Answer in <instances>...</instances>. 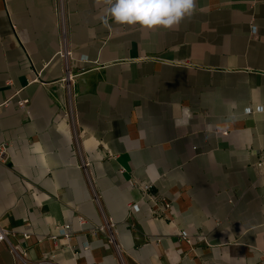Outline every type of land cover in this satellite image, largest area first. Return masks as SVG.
I'll return each mask as SVG.
<instances>
[{"label": "crops", "instance_id": "0c3cea01", "mask_svg": "<svg viewBox=\"0 0 264 264\" xmlns=\"http://www.w3.org/2000/svg\"><path fill=\"white\" fill-rule=\"evenodd\" d=\"M65 6L67 61L54 0H0V226L17 249L0 264H264V0H197L171 30Z\"/></svg>", "mask_w": 264, "mask_h": 264}, {"label": "clouds", "instance_id": "9594fccd", "mask_svg": "<svg viewBox=\"0 0 264 264\" xmlns=\"http://www.w3.org/2000/svg\"><path fill=\"white\" fill-rule=\"evenodd\" d=\"M103 4L100 21L108 26L109 19L119 25L139 26L152 30H171L185 18H191L197 7V0H96ZM86 59V57H82Z\"/></svg>", "mask_w": 264, "mask_h": 264}, {"label": "built area", "instance_id": "2783aa9c", "mask_svg": "<svg viewBox=\"0 0 264 264\" xmlns=\"http://www.w3.org/2000/svg\"><path fill=\"white\" fill-rule=\"evenodd\" d=\"M53 9H54V12L56 15L57 26L59 29L60 40H61V49L58 51V55L61 59H63L64 61H67V59L71 57V51L67 47V37H68V28L67 27H68V25H67V11H66V6H65V0H54ZM255 31H256L255 26H252L251 32L255 33ZM34 79L37 80V75ZM71 79H72V75L70 74V72L67 68L65 76L62 78V82L66 83V89L67 90L69 89V84H70L69 81ZM8 102H9V100L5 101L1 105H6ZM27 103H28V99H18L16 101V104L19 107H24ZM260 110H261V107H257L255 110L247 108L246 113H250L252 111L253 112L254 111H260ZM7 159H8V144L1 143L0 144V162H6ZM82 166L85 169L86 163L83 162ZM257 166L261 167L262 162H258ZM142 188H143V190H147L148 188H150V186L144 185V186H142ZM165 206H168V205L165 204ZM132 207L134 208L135 211H137L138 206L136 204H132ZM78 222L80 224H83L85 222V219L83 217L79 216ZM112 227H113V222L110 219H108L105 221V223L103 225L99 226L98 229L104 230L106 232L107 242L109 244L115 245ZM54 228H55L56 233L51 235V238L53 241H55L57 239V237H59V236L65 238V239H69L71 237L72 230H71L70 224H68V223L56 224L54 226ZM8 234H9V232L0 226V245L4 242H7L9 244ZM182 237L183 238L186 237L185 233H183V232H182ZM9 247L13 253H17L16 247L12 246L11 244H9ZM86 248H87V246L83 245V249H86ZM74 254H76V253H74ZM34 264H53V263L49 259L43 258V259H40L39 261L35 262Z\"/></svg>", "mask_w": 264, "mask_h": 264}]
</instances>
